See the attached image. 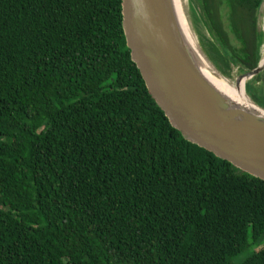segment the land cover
Instances as JSON below:
<instances>
[{
  "label": "trees",
  "instance_id": "obj_1",
  "mask_svg": "<svg viewBox=\"0 0 264 264\" xmlns=\"http://www.w3.org/2000/svg\"><path fill=\"white\" fill-rule=\"evenodd\" d=\"M190 2L215 69H254L261 0ZM0 264H264V181L170 125L120 0H0Z\"/></svg>",
  "mask_w": 264,
  "mask_h": 264
},
{
  "label": "water",
  "instance_id": "obj_2",
  "mask_svg": "<svg viewBox=\"0 0 264 264\" xmlns=\"http://www.w3.org/2000/svg\"><path fill=\"white\" fill-rule=\"evenodd\" d=\"M120 1L121 27L129 58L148 96L170 125L183 139L264 181V115L259 113L264 114V108L254 104L244 92L245 81L264 70V39L256 67L235 79L237 85L241 81L243 94L252 107L246 108L228 100L200 75L176 33L167 0ZM263 9L261 0L260 14ZM191 11L201 26L200 11ZM262 33L264 37L263 30ZM200 52L218 77H225L202 49Z\"/></svg>",
  "mask_w": 264,
  "mask_h": 264
},
{
  "label": "bare ground",
  "instance_id": "obj_3",
  "mask_svg": "<svg viewBox=\"0 0 264 264\" xmlns=\"http://www.w3.org/2000/svg\"><path fill=\"white\" fill-rule=\"evenodd\" d=\"M167 7L171 15L172 21L174 23L176 33L180 39V42L187 51L189 58L194 63V66L197 68L200 75L216 91L220 92L231 102L246 108H252L243 94L241 81L238 83L235 89H232L230 86H227L219 79L218 75L215 73L209 62L205 60L199 48L195 44L191 34L189 33V30L184 20V16L182 14L180 0H167ZM263 24H264V18H263ZM261 54H262V58L264 59V44ZM259 113L264 115L262 112Z\"/></svg>",
  "mask_w": 264,
  "mask_h": 264
},
{
  "label": "rangeland",
  "instance_id": "obj_4",
  "mask_svg": "<svg viewBox=\"0 0 264 264\" xmlns=\"http://www.w3.org/2000/svg\"><path fill=\"white\" fill-rule=\"evenodd\" d=\"M180 2H181L182 14L184 16V20H185V23H186L187 28L189 30V33L191 34L192 38L196 42L198 48L201 50V48L199 47L200 43L198 41V34H197V29H198V27L201 28V26L197 22V20L195 19V17L193 16V13L191 11V9H192L195 13H197L198 10L201 11V8H197L196 6H193L192 4H190L189 0H180ZM219 15L222 16L223 15V11L220 12ZM262 15H263V18H264V9H263ZM263 18H262V20H263ZM222 19H223V17H222ZM224 25H225V23H224ZM262 30L264 32V24H263V22H262ZM229 39H230V41H232V37L230 35H229ZM263 44H264V42H263ZM262 50H263V45H262V48H261V52H262ZM239 75H241V73H239L235 68L230 67L228 76L221 77V75H219V77L228 86H230L232 89H235V87L237 86V84L235 83V79ZM245 256H247V254H245L244 257ZM241 258H243L242 255L239 256L238 258H236L235 262L241 260Z\"/></svg>",
  "mask_w": 264,
  "mask_h": 264
},
{
  "label": "crops",
  "instance_id": "obj_5",
  "mask_svg": "<svg viewBox=\"0 0 264 264\" xmlns=\"http://www.w3.org/2000/svg\"><path fill=\"white\" fill-rule=\"evenodd\" d=\"M236 69V68H235Z\"/></svg>",
  "mask_w": 264,
  "mask_h": 264
}]
</instances>
